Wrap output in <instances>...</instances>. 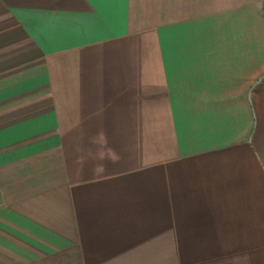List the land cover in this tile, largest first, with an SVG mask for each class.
<instances>
[{
  "label": "crops",
  "instance_id": "crops-1",
  "mask_svg": "<svg viewBox=\"0 0 264 264\" xmlns=\"http://www.w3.org/2000/svg\"><path fill=\"white\" fill-rule=\"evenodd\" d=\"M0 264H264V0H0Z\"/></svg>",
  "mask_w": 264,
  "mask_h": 264
}]
</instances>
